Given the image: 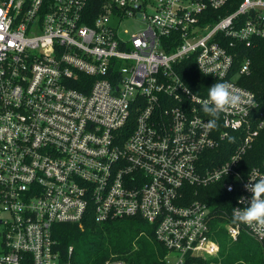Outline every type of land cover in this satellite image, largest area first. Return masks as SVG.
Wrapping results in <instances>:
<instances>
[{
    "label": "built area",
    "instance_id": "obj_1",
    "mask_svg": "<svg viewBox=\"0 0 264 264\" xmlns=\"http://www.w3.org/2000/svg\"><path fill=\"white\" fill-rule=\"evenodd\" d=\"M91 1L0 0V264H69L54 227L90 213L154 225L167 264L216 256L201 189L234 196L232 218L264 179V94L243 85L264 0H101L94 17ZM190 59L242 97L216 130L200 106L215 83L197 94L178 73ZM224 227L264 253V228Z\"/></svg>",
    "mask_w": 264,
    "mask_h": 264
},
{
    "label": "trees",
    "instance_id": "obj_2",
    "mask_svg": "<svg viewBox=\"0 0 264 264\" xmlns=\"http://www.w3.org/2000/svg\"><path fill=\"white\" fill-rule=\"evenodd\" d=\"M240 1L234 0L233 3ZM100 2L101 0L91 1L87 11L92 13V17L98 13ZM235 8L231 7V11ZM225 13V9L219 11L216 19L224 16ZM245 54L253 60V72L244 78L243 85L262 99L264 39L257 40V46L245 51ZM178 73L197 94L205 95L203 92L205 85L216 83L200 73L193 59L178 65ZM215 154L218 155L216 158L218 165L226 161L230 151L224 149ZM220 155H223V158L220 159ZM198 198L207 203L212 211L214 216L212 228L215 240L220 245V251L216 256L198 257L192 261L193 264H264L263 248L258 242L246 233H242L238 240L234 241L224 227L232 223L231 211L235 197L222 185L215 184L201 189ZM90 214L84 218L81 225L58 224L54 227V238L58 241V250L64 263L167 264L169 251L156 239L154 225L139 217L97 223L92 213Z\"/></svg>",
    "mask_w": 264,
    "mask_h": 264
},
{
    "label": "clouds",
    "instance_id": "obj_3",
    "mask_svg": "<svg viewBox=\"0 0 264 264\" xmlns=\"http://www.w3.org/2000/svg\"><path fill=\"white\" fill-rule=\"evenodd\" d=\"M122 3L123 0H120ZM242 103V97L234 92L232 85L227 82L215 83L208 88L207 98L201 101L202 112L210 117L206 126L209 131L219 128L221 113L229 108L236 109ZM227 136V133H225ZM230 142H234V137H228ZM252 193V198L248 206L233 209L232 221L234 224H243L250 228H264V179L255 183L245 185ZM240 203H244V198H240Z\"/></svg>",
    "mask_w": 264,
    "mask_h": 264
},
{
    "label": "rangeland",
    "instance_id": "obj_4",
    "mask_svg": "<svg viewBox=\"0 0 264 264\" xmlns=\"http://www.w3.org/2000/svg\"><path fill=\"white\" fill-rule=\"evenodd\" d=\"M134 24H136V23H134ZM255 241V240H254ZM170 264H175V261H170Z\"/></svg>",
    "mask_w": 264,
    "mask_h": 264
}]
</instances>
